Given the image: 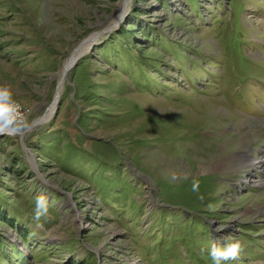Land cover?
<instances>
[{
    "label": "rangeland",
    "instance_id": "1",
    "mask_svg": "<svg viewBox=\"0 0 264 264\" xmlns=\"http://www.w3.org/2000/svg\"><path fill=\"white\" fill-rule=\"evenodd\" d=\"M126 8L108 30L122 0H0V83L32 122L0 138V264H211L223 237L243 245L226 264H264V170L247 167L264 160V0Z\"/></svg>",
    "mask_w": 264,
    "mask_h": 264
},
{
    "label": "clouds",
    "instance_id": "2",
    "mask_svg": "<svg viewBox=\"0 0 264 264\" xmlns=\"http://www.w3.org/2000/svg\"><path fill=\"white\" fill-rule=\"evenodd\" d=\"M32 122L29 120L28 113L24 105L16 98V92L13 87L7 83H0V136H17L31 129ZM176 177H173L175 179ZM201 181L199 178H193L191 181V190L198 194V199L204 200L203 195H199ZM54 206V202L50 203L48 197L41 194L35 200L34 219L39 221L41 217L47 216L50 207ZM209 209L212 205H208ZM223 225H218L215 228L216 232L224 231ZM226 241L222 246L213 243L208 256L211 259V264H226L230 260L239 258L243 245L240 240L228 242L229 237H223ZM204 250L201 249L203 254Z\"/></svg>",
    "mask_w": 264,
    "mask_h": 264
},
{
    "label": "bare ground",
    "instance_id": "3",
    "mask_svg": "<svg viewBox=\"0 0 264 264\" xmlns=\"http://www.w3.org/2000/svg\"><path fill=\"white\" fill-rule=\"evenodd\" d=\"M129 1L130 0H122V6H124V10L123 11H121V12H119L118 13V15H117V19L116 20H114L113 21V23H112V26L110 27V28H108V30H111V29H113L114 28V26L116 25H118L119 24V22L121 21V19L123 18V16H124V14L128 11V9L126 8L127 7V4L129 3ZM95 39H96V37H94ZM95 39H92V41H94ZM92 41H90V42H87L85 45H83V47L82 48H79V49H77V52L75 53V54H73L70 58H68L67 60H66V62L64 63V67H63V71H62V73H61V76H60V79L61 78H63V83H64V79H65V75L68 73V71H69V69L73 66V64L75 63V61H76V59H77V57L79 56V55H82V54H84L85 52H87L88 51V48H89V46H90V44H91V42ZM63 89V84H62V87H60L59 89H58V97L57 98H59L60 96H61V90ZM57 105V104H56ZM54 112H55V109H54V106H52L51 107V110L49 111V114L43 119V122L45 123V122H48V120L51 118V116L54 114ZM42 121V120H41ZM40 121V122H41ZM39 122V123H40ZM37 125H38V123H37ZM26 132H24V133H21V134H25ZM244 147V146H243ZM259 148L258 149H255L254 150V152L256 153V154H264V143L263 144H261L260 146H258ZM245 154V153H244ZM247 167L248 168H251V169H257V170H264V160H262L261 162H250V163H248L247 164ZM245 168H243L242 169V171L244 170ZM242 171H241V173H242ZM253 174H254V172L252 173V172H247L246 174H244L243 176H241V177H245V178H247L248 180H251V185L253 184V185H255V186H257V185H259V184H261L262 183V181H260V180H258V179H255L254 178V176H253ZM248 183V182H247ZM246 184V183H245ZM261 211H262V209H261ZM260 213V212H259ZM262 213H263V211H262Z\"/></svg>",
    "mask_w": 264,
    "mask_h": 264
},
{
    "label": "water",
    "instance_id": "4",
    "mask_svg": "<svg viewBox=\"0 0 264 264\" xmlns=\"http://www.w3.org/2000/svg\"><path fill=\"white\" fill-rule=\"evenodd\" d=\"M79 58H80V57H78V59H79ZM78 59H76L75 63L73 64V65H74V67H75V65H76V62H77V60H78ZM57 89H58V86H57ZM57 89H56V92H55V96H54V99H53V101L55 100V97H56V95H57V94H56V93H57ZM53 101H52V102H53ZM59 106H60V104H59V102H58V104L56 105V108H55V109H56V111H55V112H57V113L59 112V109H58V108H59ZM55 112H54V113H55ZM57 113H56V114H57ZM56 114H55V116H56ZM20 135H22V134H20ZM1 137H2V136H0V138H1Z\"/></svg>",
    "mask_w": 264,
    "mask_h": 264
}]
</instances>
